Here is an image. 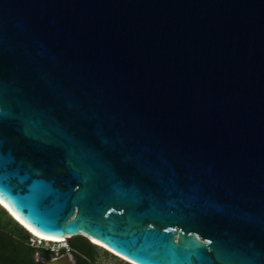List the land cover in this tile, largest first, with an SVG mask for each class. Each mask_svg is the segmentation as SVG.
<instances>
[{
	"label": "water",
	"instance_id": "water-1",
	"mask_svg": "<svg viewBox=\"0 0 264 264\" xmlns=\"http://www.w3.org/2000/svg\"><path fill=\"white\" fill-rule=\"evenodd\" d=\"M0 200L134 264H264V0H0Z\"/></svg>",
	"mask_w": 264,
	"mask_h": 264
},
{
	"label": "trees",
	"instance_id": "trees-1",
	"mask_svg": "<svg viewBox=\"0 0 264 264\" xmlns=\"http://www.w3.org/2000/svg\"><path fill=\"white\" fill-rule=\"evenodd\" d=\"M31 237L23 227L0 207V264H42L41 262H35L36 255L45 261L55 256L48 249L30 246L29 239ZM65 243L74 257L75 264L96 263L97 249L100 247L92 244L88 239L77 236L66 239ZM103 251L105 254H109L105 250ZM64 253L65 250L61 249L57 256Z\"/></svg>",
	"mask_w": 264,
	"mask_h": 264
},
{
	"label": "bare ground",
	"instance_id": "bare-ground-1",
	"mask_svg": "<svg viewBox=\"0 0 264 264\" xmlns=\"http://www.w3.org/2000/svg\"><path fill=\"white\" fill-rule=\"evenodd\" d=\"M0 205L4 208V210L7 212V213H9L10 215H11V217H13L17 222H19V224H21L26 230H28L29 232H31L32 234H34V236L36 235L37 237H39V238H41L42 240H45V241H51V242H62V241H65V239H53V238H47V237H43V236H41V235H39V234H37L35 231H33L31 228H29L23 221H22V219L5 203V202H3L2 200H0ZM91 242L93 243V244H96V245H98V246H100V247H103V248H105V249H107L106 247H104V246H102L101 244H98V243H96L95 241H93V240H91ZM108 251H110V252H112V253H114L115 255H117V256H119V257H121L122 259H124L125 261H128V262H130L129 260H127V259H125V258H123L122 256H120V255H118V254H116L115 252H113V251H111V250H109V249H107ZM130 263H132V262H130ZM132 264H134V263H132Z\"/></svg>",
	"mask_w": 264,
	"mask_h": 264
},
{
	"label": "built area",
	"instance_id": "built-area-1",
	"mask_svg": "<svg viewBox=\"0 0 264 264\" xmlns=\"http://www.w3.org/2000/svg\"><path fill=\"white\" fill-rule=\"evenodd\" d=\"M31 245L33 247H42L44 249H48L50 252H52L55 256H57V253L61 250L64 249L65 251L69 252V247L67 246V244L65 243V241L62 242H50V241H45L42 240L41 238H35V237H31ZM48 244L47 247H44L42 244ZM63 244V245H62ZM40 245V246H39ZM61 245V246H58Z\"/></svg>",
	"mask_w": 264,
	"mask_h": 264
},
{
	"label": "rangeland",
	"instance_id": "rangeland-1",
	"mask_svg": "<svg viewBox=\"0 0 264 264\" xmlns=\"http://www.w3.org/2000/svg\"><path fill=\"white\" fill-rule=\"evenodd\" d=\"M29 244L31 245V238L29 239ZM44 247H47L48 244L44 243L42 244ZM63 245V244H62ZM40 246V245H39ZM61 246V245H58ZM96 263L95 264H125V262L114 258L110 256L109 254H105L102 249H97V254H96Z\"/></svg>",
	"mask_w": 264,
	"mask_h": 264
},
{
	"label": "clouds",
	"instance_id": "clouds-1",
	"mask_svg": "<svg viewBox=\"0 0 264 264\" xmlns=\"http://www.w3.org/2000/svg\"><path fill=\"white\" fill-rule=\"evenodd\" d=\"M19 223V222H18ZM21 226V225H20ZM21 227H23V226H21ZM24 228V227H23ZM32 236V235H31ZM32 237H34V236H32ZM36 238V237H35ZM51 242V241H50ZM95 245V244H94ZM101 248V247H100ZM101 249H103V248H101ZM104 250V249H103ZM106 252H108L109 254H111L112 256H114V257H116L115 255H113L111 252H109V251H107V250H105ZM117 259H119V260H121V261H123V262H125V263H127V264H131V263H128L127 261H125L124 259H122V258H120V257H116Z\"/></svg>",
	"mask_w": 264,
	"mask_h": 264
}]
</instances>
